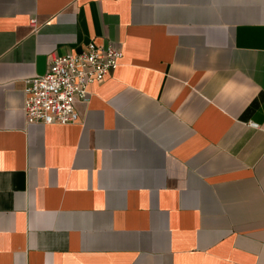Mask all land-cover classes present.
I'll return each mask as SVG.
<instances>
[{"label":"crops","instance_id":"crops-1","mask_svg":"<svg viewBox=\"0 0 264 264\" xmlns=\"http://www.w3.org/2000/svg\"><path fill=\"white\" fill-rule=\"evenodd\" d=\"M92 41L80 120L28 123ZM0 264H264V0H0Z\"/></svg>","mask_w":264,"mask_h":264},{"label":"built area","instance_id":"built-area-1","mask_svg":"<svg viewBox=\"0 0 264 264\" xmlns=\"http://www.w3.org/2000/svg\"><path fill=\"white\" fill-rule=\"evenodd\" d=\"M31 24L36 31V17L31 18ZM122 57V49L112 41L101 45L92 41L77 53H51L46 73L25 81L27 122H78L80 112L77 104L89 101L90 85L103 82L111 71L119 67ZM252 125L258 126L257 123Z\"/></svg>","mask_w":264,"mask_h":264}]
</instances>
